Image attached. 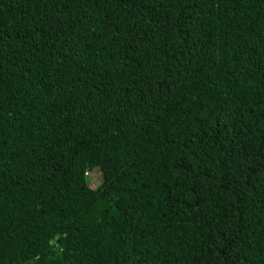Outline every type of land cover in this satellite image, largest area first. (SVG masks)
I'll list each match as a JSON object with an SVG mask.
<instances>
[{
  "label": "trees",
  "instance_id": "1",
  "mask_svg": "<svg viewBox=\"0 0 264 264\" xmlns=\"http://www.w3.org/2000/svg\"><path fill=\"white\" fill-rule=\"evenodd\" d=\"M0 264H264V0H0Z\"/></svg>",
  "mask_w": 264,
  "mask_h": 264
},
{
  "label": "rangeland",
  "instance_id": "2",
  "mask_svg": "<svg viewBox=\"0 0 264 264\" xmlns=\"http://www.w3.org/2000/svg\"><path fill=\"white\" fill-rule=\"evenodd\" d=\"M86 178H87V181L89 183H91L92 185L96 186V184H98L100 182V173L98 172V170H94Z\"/></svg>",
  "mask_w": 264,
  "mask_h": 264
},
{
  "label": "clouds",
  "instance_id": "3",
  "mask_svg": "<svg viewBox=\"0 0 264 264\" xmlns=\"http://www.w3.org/2000/svg\"><path fill=\"white\" fill-rule=\"evenodd\" d=\"M159 7V6H158ZM181 123H182V121H181ZM100 173V172H99ZM84 174H85V176L87 177V176H89L90 174H91V171H88V170H86L85 172H84Z\"/></svg>",
  "mask_w": 264,
  "mask_h": 264
}]
</instances>
